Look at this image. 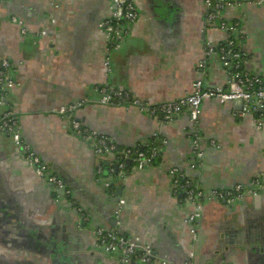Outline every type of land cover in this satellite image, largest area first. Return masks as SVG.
Masks as SVG:
<instances>
[{"label":"crops","instance_id":"obj_1","mask_svg":"<svg viewBox=\"0 0 264 264\" xmlns=\"http://www.w3.org/2000/svg\"><path fill=\"white\" fill-rule=\"evenodd\" d=\"M133 1L138 20L127 25L121 47L109 51L101 24L113 16L112 0H0V58L13 64L17 83L0 97V117L17 113L25 143L70 191L65 198L55 194L13 138L0 133V264H53L52 242L42 240L53 233L79 264H264V179L232 204L204 202L194 237L188 219L196 207L180 201L170 175L180 170L205 193L250 188L264 173V129L253 115L242 116L237 102L204 100L194 127L186 112L165 120L126 102L100 103L106 84L153 106L189 96L197 80L205 88H228L220 59L205 55L227 33L207 21L204 0ZM258 1L245 0L222 19L240 22L234 37L247 55L246 69L264 78V4ZM73 104L81 105L60 114ZM74 120L120 150L154 144L160 156L125 177L105 172L99 178L98 167L113 159L78 137ZM196 128L202 157L194 154ZM98 229L133 240L153 259L125 262L103 252Z\"/></svg>","mask_w":264,"mask_h":264},{"label":"built area","instance_id":"obj_2","mask_svg":"<svg viewBox=\"0 0 264 264\" xmlns=\"http://www.w3.org/2000/svg\"><path fill=\"white\" fill-rule=\"evenodd\" d=\"M245 0H204L207 11L206 19L209 23L217 25L218 28L227 33L225 43L218 47L208 44L205 47L206 56H217L226 68L229 83L228 88H205L202 80H197L193 84L192 93L176 102L151 105L141 102L138 98L131 95L129 91L113 88L104 85L99 88L100 103L108 105L118 102H126L130 105L139 106L143 111L157 117L160 115L165 120H172L182 113H188L194 127L197 126L201 105L204 100H217L224 104L227 102H237L242 106L240 114L242 116L253 115L257 120L259 129H264V78L257 74H251L246 69L247 55L241 50L238 40L234 34L241 28L240 22H227L222 19L225 10L234 6H242ZM256 5L264 4V0L255 3ZM113 16L110 20L101 24L107 32L110 39L109 51H116L121 47V41L127 36L129 31L127 25L133 24L138 20L139 12L133 0H112ZM18 22L17 19H13ZM110 53V52H109ZM107 66L110 65V57L106 61ZM200 68L204 67V63L200 64ZM17 86L15 79V68L13 64L5 59L0 58V97L8 96L11 90ZM81 104H73L59 111L60 114L66 115L73 112L74 109ZM72 131L80 138L91 142L94 145L95 153L104 158H112V165L108 172L115 173L116 169L120 177H125L130 168L143 170L152 166L159 158V148L151 144L145 148H125L120 150L117 146L111 144L104 136H99L90 132L79 121L74 120L71 124ZM0 133L10 136L15 144L22 150L25 160L28 164L36 168L39 177L45 178L55 194H63L69 196L70 191L67 190L65 183L57 175L51 173V167L43 164L40 158L32 152L30 147L25 143L21 131L20 122L15 111H7L0 117ZM194 154L202 157L200 145L202 138L197 128L193 133ZM212 146H216L215 141L211 142ZM107 172L104 166L98 167L97 176L103 178ZM173 187L176 195L182 193L180 201L182 203L193 204L196 207L188 223L192 225V234L196 236V222L200 217V210L206 201H224L232 204L236 200H241L247 192L255 191V188L261 187L264 179V173L261 180H254L251 187L245 188L237 185L231 190L203 192L194 182L193 179L178 169L170 172ZM109 185V184H107ZM98 246L107 254H118L120 259L129 262L134 258H140L150 262L153 259V253L147 250L131 239L118 236L114 231L98 229L96 231ZM168 264V262H163Z\"/></svg>","mask_w":264,"mask_h":264},{"label":"flooded vegetation","instance_id":"obj_3","mask_svg":"<svg viewBox=\"0 0 264 264\" xmlns=\"http://www.w3.org/2000/svg\"><path fill=\"white\" fill-rule=\"evenodd\" d=\"M263 184V182H262ZM245 197V195H244ZM242 200V199H241ZM229 204V203H227ZM51 237V238H50ZM51 239V240H50ZM43 243L52 242L49 246H47V253L50 254L49 258L53 261V264H79V258H76V254H73L70 247L65 245L66 241H64L61 245L59 244V238L55 236V233L53 235L49 236H42ZM63 244L65 246H63ZM52 252L54 255H52Z\"/></svg>","mask_w":264,"mask_h":264},{"label":"water","instance_id":"obj_4","mask_svg":"<svg viewBox=\"0 0 264 264\" xmlns=\"http://www.w3.org/2000/svg\"><path fill=\"white\" fill-rule=\"evenodd\" d=\"M115 173H116V175L118 174L117 169H116V172H115ZM108 175H109V172L107 171V172H106V176H108ZM118 191H121V189H118ZM252 192H253V191H252ZM254 195H255V194H254ZM254 195H253V196H254ZM60 196H61L62 198H65V197H66V196H64L63 194H60ZM224 203H226V202H224ZM117 256H120V255H117ZM70 264H71V263H70Z\"/></svg>","mask_w":264,"mask_h":264},{"label":"trees","instance_id":"obj_5","mask_svg":"<svg viewBox=\"0 0 264 264\" xmlns=\"http://www.w3.org/2000/svg\"><path fill=\"white\" fill-rule=\"evenodd\" d=\"M104 168H105V170L108 171V170L110 169V166H109L108 164H105V165H104Z\"/></svg>","mask_w":264,"mask_h":264}]
</instances>
